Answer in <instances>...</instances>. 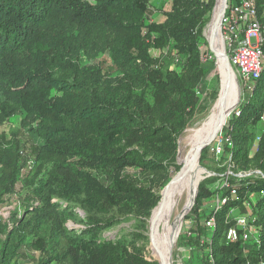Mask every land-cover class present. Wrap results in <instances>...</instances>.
<instances>
[{"label": "trees", "instance_id": "trees-1", "mask_svg": "<svg viewBox=\"0 0 264 264\" xmlns=\"http://www.w3.org/2000/svg\"><path fill=\"white\" fill-rule=\"evenodd\" d=\"M252 1L264 30V0ZM149 3L0 0V126L22 116L20 125L40 140L29 165L18 145L0 137V207L17 194L25 169L45 165L17 205L1 213L0 264H17L26 251L41 254L38 264H159L143 219L160 202L170 171L181 168L179 138L197 121L216 70L213 54L204 62L201 50L215 0H169L161 23L149 21ZM170 47L174 54L163 53ZM151 49L160 56L151 57ZM103 56L117 75L103 68ZM230 116L219 154L213 143L199 163L211 150L219 164L228 154V166L248 171L256 164L261 175L245 182L228 177V187L217 176L199 183L187 216L192 228L182 236L189 252L182 264H264V62L248 99ZM219 195L226 201L214 214L208 203ZM76 209L85 228L69 238L65 223ZM230 210L249 214L256 238L243 240L239 229L237 241H226L235 227ZM213 214L210 229L205 223ZM134 215L144 218L132 232L99 239Z\"/></svg>", "mask_w": 264, "mask_h": 264}, {"label": "rangeland", "instance_id": "rangeland-1", "mask_svg": "<svg viewBox=\"0 0 264 264\" xmlns=\"http://www.w3.org/2000/svg\"><path fill=\"white\" fill-rule=\"evenodd\" d=\"M149 2H150L149 3V7H150L149 8L150 9L149 21L155 22V23H161L164 20V14L168 12L170 9L169 0H149ZM216 6H217V2L215 0L214 8H216ZM212 16H213V12L208 22L206 23V25L204 26L202 30L203 39L201 40V48H202L201 50H202V61L204 62L207 58L209 59L208 55L209 53H211L210 41L208 37V27L212 23ZM224 51H225V46L223 45V42H222V53L228 59V54L226 51L224 53ZM166 52H170L174 54V51L171 47L169 48V50L167 49L163 50V53H166ZM160 53H161L160 51L155 50V49L150 50V56L153 58L159 57ZM213 57H214L215 65H216V70L209 75L208 81H207L206 92L201 95V104H200L199 114L197 115L198 119L196 122H194V124L190 128L185 130L179 138L177 163L178 165L181 166V168L183 167L184 162L191 159V156L193 153L191 139H192L194 130H196L197 127L200 124H202L210 116L211 111L213 110V107H215L217 104H220V103L222 104L221 97H220L221 88H222L221 76H220V73L217 67L216 58L214 54H213ZM176 59L178 58L174 57L173 62H172V67L176 71H179L180 70L179 64L181 62L176 63ZM99 60L104 62L103 68L106 71L112 73L113 75L118 74V71L114 69L108 57L103 56ZM227 70L233 77L234 82H236L235 85H236L238 95H239V100L237 102V105L235 106L236 108H234L233 112H231V113H235L238 111V108L240 107V105L243 104V102H245L248 99V89H247V85H245L244 82L240 80L239 75L235 68H233L230 64H228ZM146 98L151 105H154V99L150 95V93L146 95ZM230 114L228 116H230ZM230 117L227 120H225V124L222 130L218 132V134L215 135V137H213L208 142H206L205 144L206 146L202 149V151L205 148H210L213 143H223L221 133L223 129L227 126ZM21 118L22 116L12 117L4 125L0 126V137L5 142V144L13 143V144L18 145V150H19V154H20L22 162H25L27 160L31 162L33 160V157L35 156L34 148L36 147V145L40 144V140L36 137L30 136L28 131L20 125ZM209 142L211 143L209 144ZM201 153L199 155L198 164H197L199 169L201 170V176L193 192V196L191 199V205L187 206L185 204L187 203L188 198H189L187 190L182 187H178L176 195H175L176 205H175V208L172 209L173 212L171 211L170 216H169L170 227L174 229V234H175L174 236L175 244L173 245V248L171 250L170 257H169L170 264H182L183 259H186L189 256V252H186L182 247V236L187 234L188 231L192 228V223L188 222L187 216L193 207L194 198L197 194L198 185L201 181H203L206 178H212L213 176H217L219 177L218 178L219 182L217 183L218 185H220L223 183L225 184L227 178L231 176L242 178L245 182L246 179L248 178L250 179L257 178L258 176L261 175L260 171L257 169L256 164H251L250 169L248 171L238 170L237 167H232L231 165L228 166L229 164L228 154L225 155L224 160L222 161V163L219 164L217 162V157H214L211 154L212 153L211 150L207 153L206 157L201 161V163H199L201 159ZM253 156H254V150H251L249 153V157L252 158ZM44 169H45V165L43 163H36L35 167L31 171L25 169L22 172L20 182L16 188L17 194L15 196L9 197L6 204L0 207V218H2L1 216L2 212L6 213L17 205L18 198L21 196H24L28 192V190H30L29 189L30 187L28 188L29 183L34 182L36 178L42 176L44 174L43 173ZM179 172L170 171L169 182L167 183L165 189H163L160 192L161 200L164 197V194L168 191L170 185L174 182L175 178L178 176ZM224 186L227 187L226 185ZM253 197L254 195L250 196V198H253ZM219 199H220V195L215 196L214 198L210 199L208 203L210 205V208L216 207L217 201ZM161 200L160 202L163 201ZM160 202L158 203V205L160 204ZM154 209L152 211H154ZM248 209L250 208L248 207ZM152 211L150 212L149 216L146 218L142 217L141 215H134V217L130 218V220L124 223H121L119 225H116L115 227L109 229L108 231H105L102 234H100L99 239L114 241L120 235L132 232L135 226L139 224V221L142 218H144L143 220L146 224V232L144 234L148 241V249H149V252L153 255V257L157 259L156 255L154 254L152 250V240H151V230H150V220H151L152 213H153ZM72 215L73 216L65 223V230L67 233V237L69 238H75L85 228V225H84L85 215L83 211L76 209L74 210V213ZM237 215H239V212L238 210H235L233 216H237ZM177 223L179 224H178V229L176 230ZM254 238H256V234L254 232L252 234H249V240H253ZM62 245L63 243L61 242L60 246ZM202 252L204 254L206 253L205 251H202ZM24 254H25L24 257H22L17 264H38L40 258L42 257L39 252L26 251L24 252ZM204 258L205 256L203 257V259ZM196 262L197 263L200 262L199 258H197ZM193 263H190V264H193Z\"/></svg>", "mask_w": 264, "mask_h": 264}, {"label": "bare ground", "instance_id": "bare-ground-1", "mask_svg": "<svg viewBox=\"0 0 264 264\" xmlns=\"http://www.w3.org/2000/svg\"><path fill=\"white\" fill-rule=\"evenodd\" d=\"M223 4L224 0H218L217 6L213 12L212 23L208 27V37L212 42L213 51L216 55L217 67L221 76L222 88L220 97L222 104L220 103L213 107L210 116L200 124L196 130H194L191 139V145L193 147L191 159L183 163V171L170 185L168 196L160 202L154 211H152L153 213L150 220L152 250L159 258L160 264H170V253L175 244L174 229L170 227L169 216L176 205L175 195L177 188L182 187L187 190L189 198L185 204L190 206L193 192L201 176V170L197 165L200 146L215 137V135L222 130L227 116L233 112L239 100L238 91L235 85L236 82H234L233 77L227 70L224 55L222 53V39L220 38L218 20L221 15ZM210 143L211 142H209V144ZM178 224L179 223L176 225V230L178 229Z\"/></svg>", "mask_w": 264, "mask_h": 264}, {"label": "built area", "instance_id": "built-area-1", "mask_svg": "<svg viewBox=\"0 0 264 264\" xmlns=\"http://www.w3.org/2000/svg\"><path fill=\"white\" fill-rule=\"evenodd\" d=\"M200 1L205 2L206 0ZM216 2L218 3V0ZM226 2L225 12L220 18V38L228 54L229 64L236 69L240 80L250 90L252 83L259 78L263 68L264 53L262 47L264 45V30L258 22L255 5L252 0H240L237 5L233 6H229V0H226ZM222 144L218 143L216 148L217 154H219ZM29 164L32 165V161ZM220 185L221 187H225L224 185L228 187L226 182ZM230 193L231 197H234L236 189L232 188ZM225 201L226 199H219L217 201L214 214L225 204ZM214 214L205 223L207 228H214ZM233 214V210H230L229 215L235 221V227L227 230L226 241L230 243L237 241L239 229L242 230L243 240H248L249 234L255 232L249 228V214H239L237 216H233ZM202 264H213V262L210 261Z\"/></svg>", "mask_w": 264, "mask_h": 264}, {"label": "water", "instance_id": "water-1", "mask_svg": "<svg viewBox=\"0 0 264 264\" xmlns=\"http://www.w3.org/2000/svg\"><path fill=\"white\" fill-rule=\"evenodd\" d=\"M226 6H227V2H226V0H224V4H223L222 11H221V15H220L219 20H218V27L220 26V18H221V16L224 14L225 9H226ZM214 9H215V8H214ZM214 9H213V12H214ZM210 51H211L212 54H214V56H215V58H216L215 52L213 51V46H212V42H211V40H210ZM224 60H225V64H226V67H227V65L229 64L227 57L224 56ZM205 144H206V143H205ZM205 144H202V145L200 146V153H201L202 149L206 146ZM199 155H200V154H199ZM182 171H183V167L181 168V170H180V172L178 173V176H177V177H179V176L181 175ZM177 177H176V179H177ZM195 198H196V196H195ZM195 198H194V200H195ZM162 199H163V198H162ZM161 201H162V200H161ZM156 257H157V256H156ZM157 259L159 260L158 257H157ZM159 262H160V261H159Z\"/></svg>", "mask_w": 264, "mask_h": 264}]
</instances>
